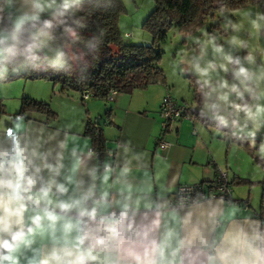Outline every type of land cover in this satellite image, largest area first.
<instances>
[{"label": "clouds", "instance_id": "9594fccd", "mask_svg": "<svg viewBox=\"0 0 264 264\" xmlns=\"http://www.w3.org/2000/svg\"><path fill=\"white\" fill-rule=\"evenodd\" d=\"M89 2L0 0V81L29 71L70 74L95 54L104 32L84 38L88 25L78 15ZM247 15L264 30V12ZM229 29L240 30L224 15ZM203 35L191 37L195 49L173 72L197 77L200 118L254 143L264 128V64L238 36L222 44ZM70 136L71 124L48 131L23 115L0 123V264H264V220L223 197L155 184L130 142L119 143L115 163L98 162ZM258 154L264 159V141Z\"/></svg>", "mask_w": 264, "mask_h": 264}, {"label": "crops", "instance_id": "0c3cea01", "mask_svg": "<svg viewBox=\"0 0 264 264\" xmlns=\"http://www.w3.org/2000/svg\"><path fill=\"white\" fill-rule=\"evenodd\" d=\"M27 87L21 93L19 91L11 94L6 85L0 84V123L8 125L9 117L23 115L27 122L48 131L71 124L74 136L69 137L70 145L75 139L81 147L92 149L91 138L85 134L88 120L94 123L105 141L106 152L98 162L115 163L119 143L130 142L134 152L142 153L146 157L148 171L154 183L158 185L165 182L173 192L181 184L211 181L218 170H222L231 183V199L240 202L231 203L241 214H250L264 220V198L259 204L255 203L251 191L246 193L244 187L248 178H244L233 168H228V158H220V148H226L227 152L230 145L232 146V143L226 141L225 135L206 127L198 118L181 119L163 135L168 146L164 149L156 146L155 139L161 135L160 102L165 95H170L167 87L155 84L143 90H135L131 94L117 93L109 102L93 97L81 101L79 95L61 93L49 81L37 87ZM25 95L48 102L57 118L47 119L44 114L36 112L19 114L20 99ZM11 98L16 101L9 102ZM105 105L106 111L110 110V113L101 117L100 113H103L102 108ZM110 151L113 153L112 157L108 156ZM141 174L140 169L133 167L134 177ZM233 184L239 185L232 188ZM243 203L247 205L244 206Z\"/></svg>", "mask_w": 264, "mask_h": 264}, {"label": "trees", "instance_id": "16d2710c", "mask_svg": "<svg viewBox=\"0 0 264 264\" xmlns=\"http://www.w3.org/2000/svg\"><path fill=\"white\" fill-rule=\"evenodd\" d=\"M153 2L154 9L142 24L152 36L151 44H131L125 41L127 35H123L119 29V17L125 12L124 0H111V7L108 8H96L95 0H90L85 6V11L78 15L84 17L88 25L81 30L84 38L91 37L94 33L98 34L99 30L104 32L102 42L95 54L87 56L85 62L74 66L70 74L51 69L29 71L18 76L9 75L7 80L0 83L19 78L41 79L49 81L61 93L79 95L81 101H84L81 95L88 93L89 98H98L105 102L112 91L116 94L121 92L131 94L135 90H143L155 84L168 88L159 63L160 45L171 28L190 32L204 24L214 13L221 12L222 5L224 11H230L256 4L264 12V0H153ZM84 63H87L88 67L87 71L82 73ZM196 90L195 85L194 91L196 96H199ZM186 107L189 119L198 118L206 127L212 122L200 118L199 110L189 108L187 105ZM27 112L44 114L47 119L57 118L56 112L48 102L23 96L20 99L19 114ZM109 113L110 110H107L105 115L108 116ZM85 134L91 138L92 150L98 159L102 160L106 151L101 132L94 123L87 120Z\"/></svg>", "mask_w": 264, "mask_h": 264}, {"label": "rangeland", "instance_id": "374dc122", "mask_svg": "<svg viewBox=\"0 0 264 264\" xmlns=\"http://www.w3.org/2000/svg\"><path fill=\"white\" fill-rule=\"evenodd\" d=\"M125 12L119 17V29L125 36V41L131 44L148 45L152 42V36L143 27L142 24L150 12L154 9L153 0H124ZM248 11L262 12L259 5L249 4L236 10H228L216 12L204 24L190 32H183L176 28H171L167 32L166 39L160 45L161 59L159 66L164 72L168 90L171 97L179 104L187 105L189 108L199 110L201 97L196 96L194 86L197 84V77L190 74H181L179 69L174 73L173 64H179L186 56L190 55L195 49V44L191 37L204 38V33L216 34L219 42L224 44L226 40L233 35L238 36L240 40L247 43V51H251L255 57L257 64H264V30L257 32L249 23ZM224 15H229L231 19L239 26V31L233 33L231 29L224 30ZM239 55L246 54L245 50H241ZM46 83V80H30V79H14L8 82H1L6 85L11 94L14 92H23L24 87L30 85L37 87ZM163 86V85H162ZM27 87V88H28ZM197 91V90H196ZM26 96V95H25ZM14 103L16 99L11 98L9 102ZM101 117H104L106 105L103 106ZM210 129L225 135L226 141L232 143L228 148H220L221 159L225 157L229 160V167L248 181L244 184L246 193L251 191V197L257 204L264 198V159H261L258 150L262 141H264V128H262L255 137V142L251 139H236L229 134V130H218L211 122L208 124ZM226 144V142H225ZM231 184V183H230ZM239 184H233L235 188Z\"/></svg>", "mask_w": 264, "mask_h": 264}, {"label": "built area", "instance_id": "2783aa9c", "mask_svg": "<svg viewBox=\"0 0 264 264\" xmlns=\"http://www.w3.org/2000/svg\"><path fill=\"white\" fill-rule=\"evenodd\" d=\"M116 95L115 91H112L106 98L107 101H111ZM83 100L89 98L88 93L81 95ZM186 105L179 104L170 95H165L160 102L159 106V117L161 135L155 139L157 147L164 149L168 146V143L163 140L162 136L165 132L170 131L173 124L180 119H189V115L186 113ZM96 154V153H95ZM186 190L195 194L196 192H202L206 195H212L216 198L223 197L225 201H231L234 204H239V201L231 199V185L230 181L226 176V173L222 170H218L215 178L211 181L197 182L192 184H181L178 185L175 191ZM174 191V192H175ZM173 192V193H174ZM246 206V203H243Z\"/></svg>", "mask_w": 264, "mask_h": 264}]
</instances>
